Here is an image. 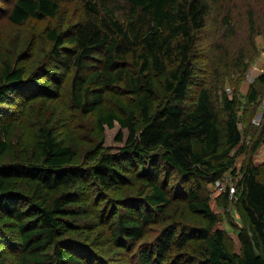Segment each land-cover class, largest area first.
Wrapping results in <instances>:
<instances>
[{
    "label": "trees",
    "instance_id": "trees-1",
    "mask_svg": "<svg viewBox=\"0 0 264 264\" xmlns=\"http://www.w3.org/2000/svg\"><path fill=\"white\" fill-rule=\"evenodd\" d=\"M213 1L0 0V18L17 26L54 19L64 3H77L80 16L65 30H46L52 68L45 59L27 77L24 67L8 59L0 63V159L9 149L10 117L24 115L31 100L58 97L65 79L73 105L84 114L95 111L107 93L133 96L140 113V126L130 110L97 118L101 131L117 122L128 136L116 154H86L92 164L78 165L76 150L47 124L37 128L32 153L0 162V223H16L18 264H122L69 236L95 229L74 220L87 213L79 205L93 182L104 193L97 203L105 204L110 241L129 256L125 264H264V120L247 147L236 98L221 95L223 124L210 88L198 90L192 107L184 104ZM223 21L229 26L228 16ZM248 22L252 29L251 13ZM57 68L56 77L46 73ZM260 79L264 82V76ZM255 99L252 89L248 101ZM244 153L248 158L235 194L247 223L237 233L238 254L227 248L203 192ZM128 173L142 185L138 190L130 188ZM16 180L33 188L26 190ZM114 192L118 198L107 195ZM173 201H182L201 223L172 221ZM150 230L156 236L148 240Z\"/></svg>",
    "mask_w": 264,
    "mask_h": 264
},
{
    "label": "rangeland",
    "instance_id": "rangeland-1",
    "mask_svg": "<svg viewBox=\"0 0 264 264\" xmlns=\"http://www.w3.org/2000/svg\"><path fill=\"white\" fill-rule=\"evenodd\" d=\"M78 8L75 2L64 3L56 18L31 19L20 26L11 24L6 17L0 18V63L8 59L13 65L24 67L27 77L36 74L45 59L51 60L49 51L52 43L46 39V30H65L72 21L80 18ZM250 13L253 16V30L248 22ZM226 16L229 17V26L223 21ZM198 39L194 56L195 71L184 104L186 108L192 107L198 90L202 86L210 88L214 103L221 109L220 122L223 124L225 114L222 112L220 97L227 93L229 98H236L239 127L244 135V144L249 147L264 120V82L260 79L264 76V0H214L206 26ZM53 64L51 60L48 66L52 68ZM58 72L60 68L46 73L56 77ZM252 89L256 91V99L249 102L248 94ZM129 110L134 113L137 126H140L136 100L129 95L107 93L95 111L84 114L73 105L69 84L65 79L61 82L58 97H39L31 100L24 115H18L16 119L10 117L13 125L9 132V149L0 162H14L25 152L32 153L37 128L47 124L64 145L72 146L76 150L78 165L92 164L94 160H89L86 154L90 152L91 156H94L97 150L99 154H116L124 146L128 136L127 131L121 130L117 122L112 128L104 126L101 131L97 127V118L108 113L119 115L122 111ZM119 133L120 140L117 139ZM230 155H234V151ZM247 158V153L237 156L233 168L215 183L206 184L203 192L219 219L218 227L225 232L227 248L238 254L241 253V247L237 233L245 226L247 219L235 190L241 177L240 169ZM126 176L131 183L130 188L134 185V190H138L142 186L132 174L128 173ZM88 180L90 185L92 178ZM15 182L22 188L27 187L26 190L33 188V184L27 181ZM92 184L89 186L88 199L79 205L86 209L87 213L74 220L80 225L91 224L95 229L90 231L84 228L69 236L79 244H92L104 259L125 264L129 256H125L121 249L111 243L107 224L103 223L108 219L105 204L97 203L98 196L104 193L99 191L94 182ZM107 195L118 198L119 192ZM43 196L50 197V194L41 193V197ZM168 213L172 221L201 223L182 201H173ZM0 226L3 232L0 234V264H18L20 253L17 251L19 235L16 223L14 220L4 219ZM152 233L153 230H150L148 240L156 236V233ZM135 250L136 247L131 253Z\"/></svg>",
    "mask_w": 264,
    "mask_h": 264
},
{
    "label": "built area",
    "instance_id": "built-area-1",
    "mask_svg": "<svg viewBox=\"0 0 264 264\" xmlns=\"http://www.w3.org/2000/svg\"><path fill=\"white\" fill-rule=\"evenodd\" d=\"M231 195H232V193H231Z\"/></svg>",
    "mask_w": 264,
    "mask_h": 264
}]
</instances>
